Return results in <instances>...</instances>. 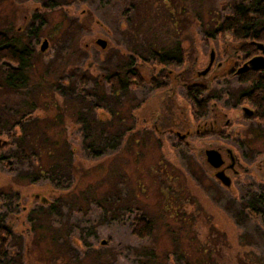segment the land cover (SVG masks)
Returning <instances> with one entry per match:
<instances>
[{
  "label": "rangeland",
  "instance_id": "374dc122",
  "mask_svg": "<svg viewBox=\"0 0 264 264\" xmlns=\"http://www.w3.org/2000/svg\"><path fill=\"white\" fill-rule=\"evenodd\" d=\"M239 3L245 1L0 0V34L29 55L25 81L13 90L2 84L0 63V157L7 161L0 163V201L7 206L19 189L59 197L37 205L30 233L6 246L19 257L3 264H26L29 241L30 264H264V124L249 103H237L255 82H240V68L236 76H203L201 99L227 119L214 132L223 137L193 135L188 149L165 123L182 117L174 105H187L192 130L202 119L183 84L207 73L213 50V63H233L243 42L260 51V42L230 33L210 37ZM176 46L180 65L152 60L153 52ZM129 69L136 83L113 95L106 76ZM158 75L172 82L154 92L151 77L158 84ZM170 90L173 98L165 95ZM24 136L30 146H22ZM208 147L230 149L241 166L231 190L202 164ZM53 159L61 165L54 176ZM141 218L152 226L144 239L133 234Z\"/></svg>",
  "mask_w": 264,
  "mask_h": 264
},
{
  "label": "trees",
  "instance_id": "16d2710c",
  "mask_svg": "<svg viewBox=\"0 0 264 264\" xmlns=\"http://www.w3.org/2000/svg\"><path fill=\"white\" fill-rule=\"evenodd\" d=\"M245 3L235 4L231 13L222 19V22L216 27L210 36L212 39L219 35L225 33H230L235 40L243 41H256L264 43V28L259 27V23L264 20V0H244ZM177 53H179L178 47L176 46L172 50L167 49L163 53L153 52L151 58L158 65H180L182 62V53L180 52L181 58H177ZM29 58L27 50L17 47L6 35L0 34V63H5L6 70L5 76L3 78V86L7 89H16L23 85L25 81V66L26 61ZM123 77H119L116 74H111L106 76L107 83H111V92L113 95H117L119 92H126L132 84L136 83L137 75L134 70H126ZM250 80V81H249ZM247 83L251 82L254 85L250 90L242 93L237 103L240 105L242 103H249L255 109V119L256 121L264 124V78L252 77L248 79H241L240 82ZM1 83V82H0ZM1 87V84H0ZM194 90V91H193ZM201 88H193L188 91L187 97L192 100L195 107V115L197 118H203L207 115L209 108V100L201 99L203 92ZM19 125V124H16ZM22 126V125H21ZM20 126V127H21ZM25 128H23V134H25ZM23 140V141H22ZM22 146H30L29 140L26 137L21 138ZM43 144L45 141L42 142ZM21 145V144H20ZM57 145V144H56ZM34 147V146H32ZM69 156V154H68ZM58 161V160H57ZM70 159H67L68 167ZM6 159L0 157V163L6 164ZM53 166L50 165L48 171L50 170L51 175H56L58 172H54L61 169L60 163H55L53 159ZM62 162V161H61ZM54 172V173H53ZM23 177L22 179H25ZM55 178H53L54 180ZM35 179H31V182H36ZM59 198V197H58ZM57 198V199H58ZM55 199L47 198L44 202H40L44 206L50 205L49 202ZM52 205V203H51ZM50 205V206H51ZM253 209V208H252ZM152 226L150 222L144 218L135 220V227L133 229V234L138 239H144L151 235ZM7 246V238H2V233H0V264L1 260L5 257L6 253L4 250Z\"/></svg>",
  "mask_w": 264,
  "mask_h": 264
},
{
  "label": "flooded vegetation",
  "instance_id": "af4514ba",
  "mask_svg": "<svg viewBox=\"0 0 264 264\" xmlns=\"http://www.w3.org/2000/svg\"><path fill=\"white\" fill-rule=\"evenodd\" d=\"M242 45V49L239 52V55H237L236 59L233 60V63H230L229 59L227 61L223 62H215L213 63L211 69H209V71H207V73L205 72H198L194 74L195 78H194V82H188V83H184L183 85L185 86V89L187 91H191L193 88H201L204 89V85L202 83L203 81V76L209 75L211 76V80H217L219 77H224V76H236L235 75V71H237L239 68L241 69L240 74L238 75L239 78L241 79H247L248 75H251L252 73L255 72H251L252 70L250 68H242L246 67L248 65L247 61H249L251 58L255 57V56H263L264 57V51H257L256 49L252 48L250 49L247 44H245L244 42L241 44ZM246 64V65H245ZM161 67H163L162 65H160ZM156 67V66H155ZM227 67V68H225ZM226 69V70H225ZM224 71V73H223ZM264 72L260 71L258 72V77L260 79L264 78ZM161 78V82L157 84V82L155 81L158 77L157 76H153L151 77L152 82L156 83V84H152L150 86L151 90H154V92H158V90H160V86L161 89H164L166 87V84L168 87L171 86V78L170 77H164V76H160ZM180 76H174L173 78V83L174 85H177V81L179 79ZM249 84V83H248ZM210 87V86H209ZM208 88V87H207ZM205 87V89H207ZM168 90V89H167ZM209 90V89H208ZM194 91V90H193ZM165 95L169 96V97H174L175 93L172 92V90H170L169 92H166ZM161 97L158 100V104L161 103ZM174 101V99H173ZM154 104H156L154 102ZM177 106L178 110L180 111L182 117L179 118V121L174 122H165L166 125L172 124L170 127V131H174L175 136L177 134L179 135H183L186 134L187 137L184 138V141H179L180 142H184V144H186L188 147V149H192L194 148L192 146L191 143L188 142V139L191 136H196V138H200V140H203L204 136H208L209 134H213V135H217L220 137H223V131L221 132H217L214 134L215 129H217L220 125L223 128V124L225 121H227L225 113H223L221 111V113L215 109L213 106L210 108H208V112L207 115L205 117H203L202 119H199L196 121V128H193L194 130H192V127L189 123V119H188V109H187V105L185 104L184 106H178V105H174ZM149 107V105H148ZM147 107V108H148ZM176 109V108H175ZM177 110V109H176ZM148 115V114H147ZM146 115V116H147ZM156 115H159L156 114ZM152 116V115H151ZM151 116L149 119H151ZM212 117V120H210V118ZM181 118H184V125L183 122L181 121ZM147 118H144V121ZM175 126H179L178 128H176ZM177 131V132H175ZM183 137V136H182ZM179 138V137H178ZM217 143H220L219 141H216ZM224 144V143H221ZM226 145V144H225ZM210 148L212 147H208V148H204L203 150V154L206 153V151L211 150ZM215 149V148H214ZM234 149V148H233ZM220 152V151H219ZM222 159H223V164L221 168H227V170L225 171V175H227L231 181H232V185H233V177L237 175V169L241 166H239V163L235 162L237 161L232 159L234 157H232V155L229 153L228 148L226 149V152L223 153L222 151L220 152ZM230 174H232L231 176H229ZM220 186H222L220 184ZM223 188H225L224 186H222ZM232 188V186H231ZM227 190V188H225ZM229 190V189H228ZM38 191V190H36ZM14 193V199L10 200V204H8L7 206H5L6 202H1L0 201V212L2 213L1 219H2V225H0V233H2V238H7V245L9 242H12L13 239L19 238V239H24L25 236H27L28 233H30L31 231V224H32V220H34L35 217V211L37 209V205L42 201L44 202L45 199H47L46 197L44 198L43 196L40 197L38 192H35V190H31L28 192H25L22 189H19L18 191H13ZM6 201V200H5ZM50 205L51 203H53L52 201L49 202ZM48 205V206H50ZM31 241L26 242V249L22 255V259L26 261V264L29 263V255H32L31 253ZM4 252L6 253L5 257L1 260V263H4V260L6 259V257L8 258V261H12V258H18V254H20V252H18L16 250V248H13V250L8 251L7 249L4 250ZM12 263V262H10Z\"/></svg>",
  "mask_w": 264,
  "mask_h": 264
},
{
  "label": "water",
  "instance_id": "95a60500",
  "mask_svg": "<svg viewBox=\"0 0 264 264\" xmlns=\"http://www.w3.org/2000/svg\"><path fill=\"white\" fill-rule=\"evenodd\" d=\"M98 44L100 46H104L105 45V42L104 41H98ZM45 45H46V42L41 47V50H44ZM254 45L257 47V49H259L261 51H264V45L262 43H258V44H254ZM213 51L209 55V63H208L207 68L205 69V71H209V69L213 65V62L215 60V56H214V52ZM248 65L251 66L252 70L257 71L260 68H263L264 67V57L263 56H260V55L259 56H255V57L251 58L248 61ZM237 73H239V71ZM244 111H245V113L247 115L246 117H248V118H250L252 116V114H253L252 111L249 110V109H247V108H244ZM176 137L177 138L179 137L178 139L180 141H184V138H186L187 135L186 134H183V135L177 134ZM210 149L211 150L206 151V153L204 154V160L202 161L203 162L202 164L205 166V168L209 172H211L212 176L215 178V180L219 184H221L225 188L231 190L232 189L231 188L232 181H231V179L227 175H225V171L227 170V168H221L222 167V164H223V159H222L221 153L217 149H214V148H210ZM233 191L234 190H232V192Z\"/></svg>",
  "mask_w": 264,
  "mask_h": 264
}]
</instances>
